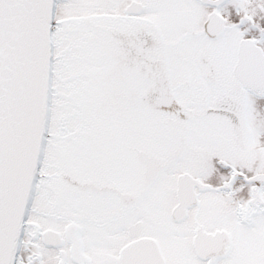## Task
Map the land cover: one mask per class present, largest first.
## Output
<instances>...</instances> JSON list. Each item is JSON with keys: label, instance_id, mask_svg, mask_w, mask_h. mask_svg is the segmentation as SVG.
I'll return each mask as SVG.
<instances>
[{"label": "snow or ice", "instance_id": "obj_1", "mask_svg": "<svg viewBox=\"0 0 264 264\" xmlns=\"http://www.w3.org/2000/svg\"><path fill=\"white\" fill-rule=\"evenodd\" d=\"M0 264H264V0H0Z\"/></svg>", "mask_w": 264, "mask_h": 264}]
</instances>
